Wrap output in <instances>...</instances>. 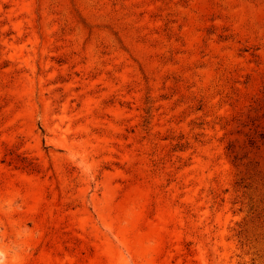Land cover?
<instances>
[{
	"label": "rangeland",
	"instance_id": "rangeland-1",
	"mask_svg": "<svg viewBox=\"0 0 264 264\" xmlns=\"http://www.w3.org/2000/svg\"><path fill=\"white\" fill-rule=\"evenodd\" d=\"M0 264H264V0H0Z\"/></svg>",
	"mask_w": 264,
	"mask_h": 264
}]
</instances>
